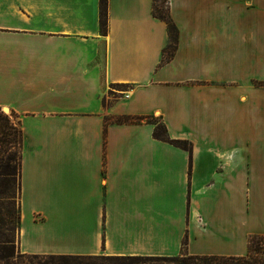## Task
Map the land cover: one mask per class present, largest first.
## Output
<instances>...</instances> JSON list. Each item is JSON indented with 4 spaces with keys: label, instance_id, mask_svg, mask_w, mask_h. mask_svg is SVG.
Returning <instances> with one entry per match:
<instances>
[{
    "label": "crops",
    "instance_id": "1",
    "mask_svg": "<svg viewBox=\"0 0 264 264\" xmlns=\"http://www.w3.org/2000/svg\"><path fill=\"white\" fill-rule=\"evenodd\" d=\"M152 2L107 0L102 36L99 0H0L21 254L172 257L185 240L188 255L244 256L264 237V0H168L163 65ZM123 115L159 117L190 150L106 124Z\"/></svg>",
    "mask_w": 264,
    "mask_h": 264
},
{
    "label": "trees",
    "instance_id": "2",
    "mask_svg": "<svg viewBox=\"0 0 264 264\" xmlns=\"http://www.w3.org/2000/svg\"><path fill=\"white\" fill-rule=\"evenodd\" d=\"M151 15L162 21L166 26L168 38L167 45L161 51V62L163 65L169 62L176 51L178 30L169 14L168 0H153ZM99 32L102 36L107 33V0H99ZM14 113L4 114L0 108V225L2 224L1 202L7 200L12 202L11 179L14 176V168L11 164L13 158L5 153L9 147H18L21 150L23 137L19 122L13 123ZM146 123L153 126L152 135L154 139L168 143L183 150H190V143L182 140L169 138L166 127L159 117L154 116H130L123 115L106 118V124H141ZM20 155L18 157V172ZM4 186V188H3ZM5 190L2 191V190ZM13 211L7 209L5 216L10 224L13 222ZM19 209L15 213V226L19 227ZM260 243V244H259ZM186 241L183 240L181 253L172 257L153 256H76V255H29L14 253L13 239L0 236V264H33L21 262V259H37L36 264H97V261L105 259L109 264H264V237L250 236L248 239L247 253L244 256H218V255H188L185 252Z\"/></svg>",
    "mask_w": 264,
    "mask_h": 264
},
{
    "label": "rangeland",
    "instance_id": "3",
    "mask_svg": "<svg viewBox=\"0 0 264 264\" xmlns=\"http://www.w3.org/2000/svg\"><path fill=\"white\" fill-rule=\"evenodd\" d=\"M236 19V18H235ZM261 83L256 82L255 80H252L249 85H254L257 86ZM248 85V80H247V72L245 71V86ZM116 89H121L120 86H111V90L108 91L109 95H113L115 94V90ZM16 120H13V123L16 124ZM22 149V148H21ZM9 154L13 160L11 162V164L13 165L14 168V176L11 179V192H12V202H8L7 200H3L1 202V207H2V219L1 222L2 224L0 225V236L3 238L4 237H9L10 239H13V243H14V253L15 256L17 254H21L18 249H17V226H15V213L17 212V206H18V180H17V176H18V157L21 154V150L18 149V147L14 146V147H9V149L7 150V152L5 153V155ZM4 188V186H3ZM2 191L5 192V190L3 189ZM12 209L14 215H13V222L12 224L9 223L8 221V217L5 216V211L7 209ZM260 244V243H259ZM21 262L24 263H33L36 264L38 262H40L37 259H29V261H27L26 258L21 259ZM97 264H109L111 262H108L107 260H105L104 258L101 259L100 261L96 262Z\"/></svg>",
    "mask_w": 264,
    "mask_h": 264
},
{
    "label": "water",
    "instance_id": "4",
    "mask_svg": "<svg viewBox=\"0 0 264 264\" xmlns=\"http://www.w3.org/2000/svg\"><path fill=\"white\" fill-rule=\"evenodd\" d=\"M1 110H2V112L4 114H8L9 113V110L6 107H2Z\"/></svg>",
    "mask_w": 264,
    "mask_h": 264
}]
</instances>
